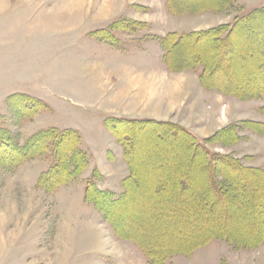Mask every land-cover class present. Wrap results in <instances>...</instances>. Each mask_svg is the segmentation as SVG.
Listing matches in <instances>:
<instances>
[{
	"label": "rangeland",
	"instance_id": "rangeland-1",
	"mask_svg": "<svg viewBox=\"0 0 264 264\" xmlns=\"http://www.w3.org/2000/svg\"><path fill=\"white\" fill-rule=\"evenodd\" d=\"M155 1L0 0V97L5 94L0 99V127L7 130L20 145L39 130L56 128L62 131L67 127L79 130V148L87 155L88 163L91 161L92 165L96 164L103 169L104 163L109 160L111 162L115 156L112 162L114 169L121 173L122 166L127 168L122 159L121 146L115 144L103 128L104 118L100 114L104 112L101 107L123 110L124 106L126 112L138 111L139 115L143 116L138 120H151L148 118L155 116L168 119L170 121L166 122L182 128H184L182 125L194 127L199 131L202 139L198 137L197 139L201 143L221 129L234 126L238 136L236 142L224 145L206 141L203 143L206 150L211 154L233 156L244 167L264 170V134L255 132L244 124V122L264 124V96L256 99H238L221 94L217 90L204 88L206 91L221 94L226 100L225 104H229L231 109L224 116L223 106H220V109L215 108L213 112L216 114L219 112L218 119L214 127L213 125L208 127L206 123L210 120L203 111L200 95L194 85V80L198 85L200 66L184 74L181 72L187 70L172 71L177 73L172 74L173 78L165 82L159 80L156 84H151V88L144 86L143 82L146 81L140 82L141 88L132 89L130 85H124L120 94L124 98H129L131 100L129 103L123 102V105L120 102L104 103L108 100L106 98L116 91L117 78L114 71L117 65L124 68L134 61L136 65L140 64L137 67L141 68L140 71L146 77L151 75L153 70H145V67H142L145 63L141 60L136 62L138 55L143 56L151 64L155 61V67L162 62V58L157 59L156 54L160 50L158 44L164 37L159 35H163L165 28L160 30L157 25L158 17L162 16V13L157 7V2L154 4ZM152 5L155 7L154 11L148 7ZM262 8L264 0H236L227 12L241 15ZM203 12L209 11H196L185 15L191 18ZM146 13H153L152 18L156 22L152 26L143 22L146 20L144 17ZM120 20L140 25L129 27L130 31L123 32L114 27V23ZM177 21L179 23V19ZM194 22L193 19L185 22L187 27H180L178 29L182 30L179 31H188L189 25L192 27ZM167 25L172 27L170 22ZM215 27H218L215 22H204L202 28L194 32H203ZM110 28L111 34L118 41L114 45L105 43L106 46L92 36L94 31ZM234 39L237 42L233 49L236 53L233 59L235 63L230 66L223 62V71L215 73L216 82L236 89L264 86V60L257 57L260 41L264 42V22L253 24L252 28L235 35ZM145 42L149 43L143 45V52H132L134 48L142 49V43ZM115 45L120 49H130L124 53H117L123 60L117 61L111 57V54H116ZM202 49L206 50L204 40L188 45L185 48L188 55L187 63L193 58L190 56L200 52L203 54ZM103 57L107 58L108 63L113 64L112 79L106 74L101 75L100 60ZM214 62H218L217 59ZM103 68L106 73L108 69ZM124 72L122 77H127ZM168 88L169 92L166 91ZM13 91L18 93H11ZM19 93L40 101L44 109L37 106L40 110L36 114H32L31 117H20L15 109L21 102L13 101L9 103L10 105L7 103L10 96ZM58 94L64 95L67 99H59ZM195 121L202 123H194ZM135 133L136 147L133 155L143 178V188L137 192L138 199L134 197L131 207H126L127 209L120 213L123 214L119 218L122 229L138 236L148 247L159 249L167 248L169 243L170 249L176 241L184 246L190 239L201 237L208 229L223 228L231 233H239L244 239L250 238L252 232L245 229L243 224L238 222L239 219H235L234 214L228 218H221L217 210L207 212L202 199L197 197L203 190L199 188L202 175L198 165L197 163L187 165L185 162L188 158L184 150L175 147L176 144H184L181 138L176 135L167 138L170 134L164 131L158 132L163 138L157 140L155 139L157 132L151 129ZM81 136L85 140L88 138L91 144L95 142L97 147L83 148ZM50 164L51 159L46 155L23 163V166H19L13 172H6L0 168V264H89L86 259L98 252L123 253L131 263L145 264L146 258L143 257L141 250L130 241L112 239L114 234L111 228L106 223L108 227L101 223V216L92 205L84 202V188L89 179H92L96 186L98 184L100 187L107 186L105 179L101 181L98 171L93 170L100 178L87 171V166L67 185L46 192L37 187L36 183ZM173 173L177 174L178 183H182V180L186 182L187 179V184L177 192L163 193L164 189L160 187L173 186L169 182L173 179L171 177ZM120 175L116 172L113 178L116 182L114 187L117 190V194H114L116 197L122 191L121 183L117 184ZM251 181L250 186L247 185L240 190L242 193L258 190L255 180ZM263 189H259L258 199L263 197ZM153 190L157 192V197L150 200L148 195ZM158 197L164 198L161 200ZM244 206L245 204H241L239 207ZM258 210L263 211L264 206ZM240 216L242 217V214ZM236 223L239 224L235 225ZM170 262L264 264V246L258 250L237 251L223 240H212L206 246L195 250L191 256H175Z\"/></svg>",
	"mask_w": 264,
	"mask_h": 264
},
{
	"label": "trees",
	"instance_id": "trees-1",
	"mask_svg": "<svg viewBox=\"0 0 264 264\" xmlns=\"http://www.w3.org/2000/svg\"><path fill=\"white\" fill-rule=\"evenodd\" d=\"M200 1L189 3L187 0H166L165 7L169 13L174 15L194 13L196 11L222 13L228 11L234 2L236 3V0ZM198 3L203 5L194 8V5ZM261 21L264 22V8L252 10L248 14H238L234 16L231 24L219 25L207 31L183 34L169 33L160 40V45L165 52L163 57L165 67L169 71H183L200 66L199 83L205 89L217 90L221 94L234 96L238 99H256L264 96V86H248L236 89L220 84L215 80V73L224 69L222 67L223 62L230 66L235 63L233 61L234 57H236V53L233 51L237 43L234 39L235 35L243 33L246 29L252 28L253 24ZM135 25L139 26L140 24L129 23L124 20L114 23V27L123 32L130 31L129 27H134ZM111 29L94 31L92 36L96 37L100 42L114 45L118 41L111 34ZM199 40H204L206 50H201L203 54L200 52V54L190 56L193 57L191 58L193 61L187 63L188 55L185 53V48ZM179 57H182V59ZM257 57L264 60L263 41H260ZM215 59L218 62H214ZM13 101L21 102L19 107L15 109V112L20 117H31L40 108L44 109V105L42 106L40 101L23 94L10 96L7 103L9 104ZM37 106L40 108L38 109ZM244 124H247L253 131L264 134V124L252 122H244ZM103 126L121 146L123 160L128 167L129 175L122 180V193L118 197H115L110 191L98 189L95 182L89 179L85 184L83 199L85 203L92 205L99 213L117 239L130 241L141 250L147 264H165L171 257L176 255L189 256L193 251L207 245L211 240H223L237 250H251L264 244V210H258L259 207L264 206V196L258 199L257 195L259 189L264 188V170L255 167H244L238 159L230 155L211 154L203 144L206 141L224 145L236 142L238 140L236 127L227 126L209 139L202 140L203 143H201L193 133L168 122L106 118L103 121ZM149 129L154 130L155 133L157 132L155 135L157 140L163 138L158 132L164 133V131L170 134L167 138H173L172 135H176L182 139L184 144H176L175 147H181L184 150V154L188 158L185 162L187 165L196 163L198 165L199 172L202 175V183L199 188L203 190L200 194H197V197L202 199V204L205 205L207 212L209 210H217L221 218H228L234 214L235 219L239 218L238 222L241 225L243 224L245 229L252 232L249 239H244L236 232L232 234L223 228L217 230L208 229L205 230L206 232L204 231L205 233L201 237L196 238V243L190 247L185 249L181 247L159 249L148 247L138 236L133 233H127L121 228L119 218L123 214L121 215L120 213L125 211L126 207H131L134 197L138 199L137 192L143 188V178L138 171L139 165L136 157L133 155V150L136 147L134 142L135 132ZM79 147L80 137L73 130L60 131L56 128L39 130L30 136L24 144L20 145L14 141L7 130L0 127V168L6 172H13L23 163L36 158L46 157L47 155L51 159V164L39 176L36 186L46 192H52L59 186L67 185L87 168V155ZM92 174L96 177L100 176L95 171ZM176 176L177 174H171L173 179H170L172 181L169 182L173 186L166 185L168 188L160 187L162 190L164 189L163 193L168 191L177 192L178 189L186 186L187 179L186 182L182 180V183H178ZM245 177L249 179L245 180ZM251 180H255L258 190L251 193H242L240 190L247 185L250 186L252 184ZM156 193L155 190L151 191L148 198L150 200L156 198ZM163 198L161 197L160 199L162 200ZM241 204H245V206L240 208ZM238 207L239 209H237ZM255 209H257L256 213ZM240 214H242V217ZM238 224L236 223L235 225Z\"/></svg>",
	"mask_w": 264,
	"mask_h": 264
},
{
	"label": "crops",
	"instance_id": "crops-1",
	"mask_svg": "<svg viewBox=\"0 0 264 264\" xmlns=\"http://www.w3.org/2000/svg\"><path fill=\"white\" fill-rule=\"evenodd\" d=\"M156 2H157V7L160 8L161 13H162V16H159L158 17L159 20H157L158 21L157 22V25L159 26V29L160 30L163 29V27L165 28L164 29V33H162L163 35H159V37L160 36L161 37H163V36L165 37L169 33L183 34V33L194 32V31L200 30L202 28L204 22H207V23L210 22V21L211 22H215L216 23V26L217 25L219 26V25L230 24L233 21L234 16H236V14H233V13L227 12V11L222 12V13H216L215 12V14H213V12L209 11V12H203V13L198 14L197 16H193L191 18H187L188 15H185V14H183V15L182 14H180V15L170 14L167 11L166 7H165L166 0H156L154 2V4ZM148 7H149L150 10H153V11L155 10L154 5L148 6ZM144 15H145L144 17H146V20L143 21V22L148 23L150 26H152L156 22L155 20H153L154 18H152L153 13L152 14L151 13H149V14L146 13ZM178 19H179V23L177 21ZM191 19H193V21H195L194 24L192 25V27H191V25H189L190 26L189 27L190 29L188 31H179V30H182V29H178V28H180V27H187V26H185V22L187 23ZM169 22H170V25L172 27H168L167 24ZM200 24H202V25H200ZM167 30H170V31H167ZM91 33L92 32H90L89 34L91 35ZM101 43H103V42H101ZM147 43H149V42L142 43V49H138V48L135 49L134 48V50H132V52H140V53L143 52L144 51L143 45L144 44H147ZM105 45L107 46V44H105ZM158 45L160 47V50H158V52L160 54L159 53L156 54V57H157V59L158 58L160 59V57H161L162 58V62L157 67L154 66L155 61L151 64V62L150 61H146L143 58V56L138 55L136 57V62H139L141 60L142 63H145V65L142 64V67H145L144 68L145 70H153L152 73H151V75H147L146 77L143 76L144 73L140 71L141 68L137 67L140 64L136 65L134 61L131 63L130 66H126L124 68L121 67V66H119V65H117L116 70L114 71V74H115V76L117 78L116 81H115V89H116V91H115L114 94L109 95V97L106 98L108 100H106V102L103 101L104 103H107V101L108 102L110 101L113 104L114 103L117 104V103L120 102L121 105H123L122 104L123 102L129 103V101H131V100L129 98H126V97L124 98L120 94V92L123 90L121 87L124 86V85H126V86H129L130 85L132 87V89L133 88H141V86L139 87V85L141 84L140 82L141 81H146V82H143V83H145L144 86L151 88V84H156L159 80L160 81H163V82H165L166 80L169 81L171 78H173L172 74H177V73H173L172 71H169L165 67L164 60H163V57H164V53L165 52L163 51V48L160 46V44H158ZM126 49L125 50L124 49H120L117 45H115L114 46V53H116V54H111V57L112 58H115L117 61L123 60L122 57L117 56V55H119L117 53H124L125 51H129L130 50V49L129 50H126ZM112 55H114V56H112ZM105 56H106V54H105ZM100 65H101V68L100 69L102 70L101 71V75L103 76V74H106V75H108V78L112 79L113 78L112 77V73H113L112 72V66H113V64L108 63L107 62V58L106 57H103L100 60ZM103 67H105V68L108 69L106 71V73H104V71H103L104 68ZM108 71H110V73H108ZM123 71H125L124 73L127 75V77H122ZM188 71H192V70L183 71L181 73L184 74L185 72H188ZM200 71H201V67H200ZM119 74H121V76H119ZM157 74H158V76H157ZM182 74H180V75H182ZM98 78H99V80L101 79L100 78V75L98 76ZM194 85H195V87H196V89L198 91V94L200 95V98H201L200 103H201V105L203 107V111H204V113H206V115L208 116V119L210 120V121H208L206 123V125L208 127L211 126V125H213V127H214L215 126L216 119H218L217 117L219 116V114H218L219 112L216 114L213 111L215 110V108H219L220 109V106H223L224 107V116H226L227 113L231 110L230 107H229V104H225L226 100H225V98L221 94H219V93H217L215 91H208V90L206 91L203 87H201V85L199 83V78H198V85L196 84L195 80H194ZM166 91L169 92L170 89L168 88ZM14 92L15 93H18L16 91H13L11 93H14ZM204 92L207 93V94L205 95ZM19 94H22V93H19ZM4 95H2V97H0V99H2ZM57 97L59 99H64V100L67 99V98L64 97V95H60V94H58ZM36 99H38V98L36 97ZM122 107H123V110H119L118 108H115V107L112 110L111 109H108V108L101 107L104 110V112H102L100 114V116L102 118H104V119L110 117V118H121V119L128 118V119H136V120L141 119V117H143V116L139 115L138 111H137V113L136 112L135 113H131V112L129 113V112H126L125 111L126 108H124V106H122ZM213 115L215 116V118H212L211 119V117ZM37 118L38 117H36V119ZM104 119H102V124H103V120ZM148 119L155 120V121H161V122L170 121L168 119H162L161 117H155V116H152V118H148ZM174 122H176V121H174ZM197 122L198 123H200V122L202 123V121H195L194 123H197ZM178 124L182 125L181 123H178ZM182 126L187 131L193 133L196 137L202 139L201 136L198 134L199 133L198 129H196L194 127H187V126H184V125H182ZM103 128H104V126H103ZM62 130H73V131H75V132H77V133L80 134V131L79 130H76V129H73V128H70V127L64 128ZM105 131H106V129H105ZM111 138L113 139V141L115 142V144H118L112 136H111ZM88 143H90V144H88ZM111 143H112V141L110 142V144ZM81 145L85 149H90V148H96L97 147V144H95V142H93V144H91V142H90V140L88 138L85 140V138L82 137V136H81ZM121 155H122V149H121ZM114 159H115V156H114V158L112 157L111 162H110V160L109 161H106L107 163H104L105 164V167H103V169L100 168V167H98L96 164L92 165L91 164V161H89V163H88L89 165H88L87 171L93 173V170H97L98 173L101 175V181H104V179H105V184L107 183V186L100 187V185L98 184L97 185L98 189H100V190H107V191H110L113 194H117L116 193L117 190L114 188L116 186V182H114V180H113L114 174L116 172L119 173V174H121L120 175L121 177H119V179L117 180V184H120L121 181L129 175V170H128V167H127V165L125 164V162L123 160V162H124V164L126 165L127 168H125L124 166H122L121 173L118 172V171H116L114 169L115 166H113L114 163H112ZM122 159H123V156H122ZM126 169L128 170V175L127 176H126ZM121 189H122V187H121ZM121 193H122V191H121ZM97 214L99 215L98 212H97ZM100 221L104 225L107 224L106 222H102L101 217H100ZM112 239H116V241H124V240L117 239L115 236L112 237ZM261 246H264V244L261 245ZM261 246H259V247H261ZM259 247L258 248H255V249L258 250ZM251 250H254V249H251ZM251 250H248V251H251ZM191 255H189V256H191ZM176 256H181V255H176ZM189 256H183V257H189ZM173 257H175V256H173ZM173 257H171L165 264H171L170 261H171V259ZM86 260H87V262L89 261L88 262L89 264H133V263H131V260L127 258V255L126 254H123V253L105 254L104 252H98V254L94 253V255L90 256ZM140 264H142V263H140ZM145 264H147L146 259H145Z\"/></svg>",
	"mask_w": 264,
	"mask_h": 264
},
{
	"label": "bare ground",
	"instance_id": "bare-ground-1",
	"mask_svg": "<svg viewBox=\"0 0 264 264\" xmlns=\"http://www.w3.org/2000/svg\"><path fill=\"white\" fill-rule=\"evenodd\" d=\"M194 2V1H193ZM201 2V1H200ZM185 5V4H184ZM194 5V4H193ZM203 4L202 3H198V4H196V5H194V8H198V7H201ZM261 31V30H260ZM249 32V31H248ZM250 34H251V32H250ZM250 47V46H249ZM238 56V55H237ZM193 60L192 59H190L189 60V63H191ZM240 65V64H239ZM255 65V64H254ZM254 68H255V66H254ZM261 70V69H260ZM263 80V79H262ZM253 81V80H252ZM163 161V160H162ZM164 162V161H163ZM178 171V170H177ZM264 190V189H263ZM264 192V191H263ZM264 196V195H263ZM214 215V214H213ZM211 216V215H210ZM212 217H214V216H212ZM145 218V217H144ZM150 219V218H149ZM239 219V218H238ZM159 231V230H158ZM169 232V231H168ZM249 232V231H248ZM233 233V232H232ZM245 233V232H244ZM246 237V236H245ZM190 238V237H189ZM189 240V239H188ZM187 240V241H188ZM196 239H193V240H191L190 239V241H188V242H184L185 243V245L184 246H182V243H178L177 241L175 242V244H173V245H171L170 246V249H175V248H179V247H181V248H186V247H190V246H192V245H194V243H196V241H195ZM199 241V240H198ZM169 245H170V243H169ZM169 245H168V248H169Z\"/></svg>",
	"mask_w": 264,
	"mask_h": 264
}]
</instances>
